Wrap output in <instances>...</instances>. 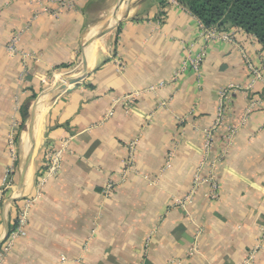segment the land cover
<instances>
[{"label":"crops","instance_id":"obj_1","mask_svg":"<svg viewBox=\"0 0 264 264\" xmlns=\"http://www.w3.org/2000/svg\"><path fill=\"white\" fill-rule=\"evenodd\" d=\"M38 1L0 0V185L12 166L10 134L23 157L22 113L29 118V101L83 54L88 71L79 84L83 63L58 74L35 104L31 163L21 189L24 158L14 165V186L0 202V244L23 199L36 193L47 150L68 142L59 174L46 181L25 237L3 264H242L252 252V264H264V84L249 77L239 48L205 44L195 18L169 0H118L116 7L108 0H75L57 17L42 13ZM120 2L128 5L125 14L93 40L90 58V37L113 25L108 20L96 28L97 21ZM236 34L259 66L264 47ZM15 35L11 55L6 45ZM202 52L199 74L189 70L170 81L187 56ZM230 86L238 90L224 124L237 132L227 146L220 128L204 153L203 131L214 121L219 91ZM131 93H138L131 109L115 102ZM131 141L133 168L122 178ZM169 153L170 168L163 170ZM203 158L198 174L205 178L211 170L220 187L215 200L208 198L207 182L191 193ZM109 181L115 188L105 198ZM198 231L197 253L188 256Z\"/></svg>","mask_w":264,"mask_h":264},{"label":"built area","instance_id":"obj_2","mask_svg":"<svg viewBox=\"0 0 264 264\" xmlns=\"http://www.w3.org/2000/svg\"><path fill=\"white\" fill-rule=\"evenodd\" d=\"M170 2L176 4L181 10L186 11L189 15L191 13L187 11L185 8L181 7L177 2L173 0H169ZM39 6L41 7V12L45 14H50L54 17H57L60 15L62 10H71L74 7L75 0H45V1H38ZM194 17L193 15H191ZM198 29L200 38L205 44H209L212 42H225L232 46L238 47L241 55L242 60L244 63V66L246 67V71L249 75V77L252 78V81H261L264 84V58L260 55L259 66L254 64L250 56L247 54V51L245 50V47L241 45L238 40L236 39V33H245L243 30L239 28H229V30L222 29L216 26L206 27L204 26L196 17H194ZM19 35H15L9 43L6 45V50L9 54L13 55L14 53H17L16 44L18 42ZM252 40L255 42V39L252 38ZM205 54L202 52L197 57H189L187 56L185 61L182 63L180 69L176 71L170 80L171 82L176 81L180 75H182L186 71H193L196 74H199L200 68L202 65V61L204 59ZM166 83H161L158 88L164 86ZM156 87L150 88L149 90L154 91ZM238 90L235 87H228L226 89H223L219 91L218 93V103L216 108V115L214 118L213 123L208 126L203 131L204 135V153H207L209 149L212 146L213 143V135L216 131H218L220 128L224 129L226 131L225 133V139L227 146L229 145L232 138L235 136L237 132V127L233 126H225L224 119L226 115V109L228 107V104L230 102L231 93ZM138 96V93H131L129 95H126L122 97L121 99L116 100L115 102L121 103L126 109H131L133 102L135 101V98ZM256 101H253L249 108H253ZM250 110L247 111L249 113ZM113 114L112 110H109L107 114L104 117V121L107 120L109 117H111ZM103 122V121H102ZM13 134L9 135L8 139V151L10 153V157L12 160V166L8 168L6 172V176L4 181L0 185V202L3 201L4 197L6 196V193L10 191L13 186V171H14V165L17 164V161L19 158L17 157V150L16 145L14 143ZM67 142L65 141L63 143V148L67 146ZM63 148L60 149H49L47 150L44 158V175L41 179H39L37 185H36V193L34 197L23 199L20 206L17 209V214L15 217V222L13 225L12 230H10L4 239L2 240L0 244V264L4 263L5 258L9 254V252L12 250L15 242L25 237L26 235V228L28 226V218L31 211L32 206L34 203L39 200L42 196L43 189L45 186V183L48 179L56 177L61 169L62 166V159H63ZM136 152V142L131 141L126 146V157L123 161V170H122V178L125 177L127 171H131L133 168V161L135 157ZM172 159V153H169L166 159V162L164 164L163 170H166L170 168ZM206 163L205 158H203L197 168L196 173H194L192 177V187H191V193H193L201 184L204 182L209 183L210 185V191L208 193V198L211 200H215L218 198L219 195V184L217 183L216 179L214 178L211 170L209 171L208 175L205 178H202L199 176V171L204 167ZM115 188V183L109 181L104 189L102 190V195L105 198H109L112 194L113 190ZM186 196L185 200L183 201H176V204L181 205L186 200H189L190 195ZM200 232L198 231L195 235L194 241L192 243V247L188 251V256H192L197 253L198 247H197V237L199 236ZM262 237H264V226L262 228ZM254 252L250 253V255L242 262V264H252L254 261Z\"/></svg>","mask_w":264,"mask_h":264},{"label":"trees","instance_id":"obj_3","mask_svg":"<svg viewBox=\"0 0 264 264\" xmlns=\"http://www.w3.org/2000/svg\"><path fill=\"white\" fill-rule=\"evenodd\" d=\"M204 26L239 28L264 47V0H173ZM28 117L22 113V122ZM21 123V126H23Z\"/></svg>","mask_w":264,"mask_h":264},{"label":"water","instance_id":"obj_4","mask_svg":"<svg viewBox=\"0 0 264 264\" xmlns=\"http://www.w3.org/2000/svg\"><path fill=\"white\" fill-rule=\"evenodd\" d=\"M122 1H124L126 3L128 2V0H122ZM120 6H121V2L117 5L118 13L120 11ZM118 22H119V18L116 20V22L113 25H109V26L105 25L102 29L98 30L96 33H94L90 37L89 42H91L93 40H97V39L103 37L104 35H106L107 33H109L110 31H112L117 26ZM87 45H88V41L85 44V47ZM82 59H83L82 63H85L86 59H85L84 54L82 56ZM86 75H87V73L77 84H79L86 77ZM67 80L69 81V79H67ZM72 87H74V86H69L64 91H61L59 94L56 95V98L58 96H60L62 93L69 91ZM35 124H36V116H35L34 110H33L32 114H31L30 125L28 127V143L26 145V153L24 156V162H23V167H22V171H21V183H20L19 189H21V186H22L23 181L27 175V172H28V169H29L30 163H31L32 153H33L34 145H35V138H34V126H35Z\"/></svg>","mask_w":264,"mask_h":264},{"label":"rangeland","instance_id":"obj_5","mask_svg":"<svg viewBox=\"0 0 264 264\" xmlns=\"http://www.w3.org/2000/svg\"><path fill=\"white\" fill-rule=\"evenodd\" d=\"M117 2H118V0H108L107 1V3L109 4V5H115V7H116V4H117ZM128 5H131V0H128ZM128 5H126V4H121V6H120V11H119V13H118V11H117V9L116 8H111V9H109V11H107L105 14H104V17L101 19V20H98L97 21V27L96 28H98L99 26L100 27H102L104 24H106L107 23V21L112 17V15L114 14V13H116L117 15L119 14V18H120V16L122 17L124 14H125V12H126V10H127V8H128ZM113 12V13H112ZM100 39V38H99ZM100 41V40H99ZM102 41V40H101ZM81 59L78 61V63L77 64H75L74 66H70V67H68V68H66V69H63V72H60V71H58V72H56V73H54V76L51 78V80H50V82L48 83V85L43 89V90H41V92H39L38 94H37V96L36 97H33V99L31 100V101H29V106H30V111H31V109H32V111L34 110V107H35V104H36V102L38 101V99H39V97L41 96V94L42 93H44L47 89H49L51 86H52V84H53V82L55 81V79H56V76L58 75V74H61V73H66V72H69V71H72V70H74V69H76L78 66H80L81 65ZM30 111H29V118L27 119V121L25 122V126H24V129H23V132H22V138H23V141H24V144H25V141H27V143H28V127H29V125H30ZM21 138V139H22ZM17 146V145H16ZM16 150H17V157L19 158V160L17 161V164L18 163H20L22 160H23V158H24V156H25V153H26V147H24L23 148V150H22V153H23V157L21 156L20 157V152H18V147L16 148Z\"/></svg>","mask_w":264,"mask_h":264},{"label":"bare ground","instance_id":"obj_6","mask_svg":"<svg viewBox=\"0 0 264 264\" xmlns=\"http://www.w3.org/2000/svg\"><path fill=\"white\" fill-rule=\"evenodd\" d=\"M113 13V12H112ZM119 18V15L117 16V14L116 13H114L113 15H112V17L109 19V20H111L112 22H113V24L116 22V20ZM88 55H89V57L91 58L92 57V53H93V50H94V43H93V41H91V44H89V46H88ZM83 66H84V69H85V72L87 73V71H88V65H87V60H86V62L85 63H83ZM83 73V75H82V77H81V79L85 76V74L86 73ZM80 79V80H81ZM43 102L41 101V102H39V104L36 106V108H37V112L39 113L40 112V110H41V108H43ZM38 115V114H37ZM36 130V129H35ZM34 130V138H35V136H36V131Z\"/></svg>","mask_w":264,"mask_h":264}]
</instances>
